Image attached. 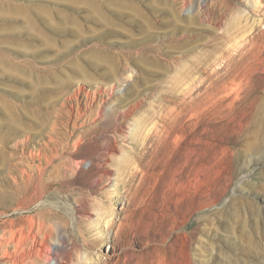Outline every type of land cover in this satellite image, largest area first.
Returning <instances> with one entry per match:
<instances>
[{"label": "rangeland", "instance_id": "374dc122", "mask_svg": "<svg viewBox=\"0 0 264 264\" xmlns=\"http://www.w3.org/2000/svg\"><path fill=\"white\" fill-rule=\"evenodd\" d=\"M29 246L264 264V0H0V264Z\"/></svg>", "mask_w": 264, "mask_h": 264}, {"label": "bare ground", "instance_id": "6f19581e", "mask_svg": "<svg viewBox=\"0 0 264 264\" xmlns=\"http://www.w3.org/2000/svg\"><path fill=\"white\" fill-rule=\"evenodd\" d=\"M167 125L164 126V128L162 130H159L158 133L154 132L152 135L149 137V140L152 139L155 143V146L158 148L161 147V145H169L170 144V139L172 137V135L174 134V130H172L171 128H168ZM170 126V125H169ZM200 141V140H199ZM200 145V143H199ZM198 145V146H199ZM163 147V146H162ZM196 154L195 156H193V159H189L188 161H186L183 165V167L178 171L180 173H185L186 169H188V167H191L194 165L195 168H197L198 173L201 172L200 166H201V160H202V154H201V149L199 147H197V150L195 151ZM193 169V168H192ZM199 169V170H198ZM202 173V172H201ZM199 174V178H198V182L201 184L202 178H200ZM175 180V178H174ZM173 184V183H172ZM120 193H118L119 195ZM133 197L130 198V200H132ZM129 199V197H128ZM82 215V214H81ZM101 216V215H100ZM99 218V217H98ZM33 219V218H32ZM41 219V218H40ZM100 219V218H99ZM106 219V217H105ZM47 220V219H46ZM44 221V220H43ZM120 221V220H119ZM107 223L109 224V227L114 226L115 221L113 219H108ZM117 223V222H116ZM120 227L124 228V222L122 221L120 223ZM40 228V227H39ZM28 229V228H27ZM44 230V228H43ZM29 233V232H28ZM13 236V235H12ZM35 237V236H33ZM33 240V239H32ZM26 241V240H25ZM18 242V241H17ZM28 242V241H27ZM38 245V244H37ZM30 247V246H29ZM37 246H34L33 248H29V250H21L23 251L22 254L20 255L19 258H17L16 261H14V264H34V261H36L39 258V253H38V249L36 248ZM39 247V246H38ZM18 248V247H17ZM22 249V248H21ZM18 252V251H17ZM41 259V258H40ZM38 259V260H40Z\"/></svg>", "mask_w": 264, "mask_h": 264}]
</instances>
